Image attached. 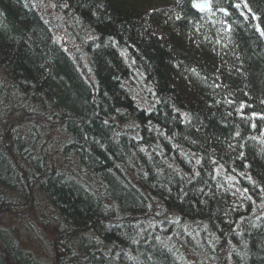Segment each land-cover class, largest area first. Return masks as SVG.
<instances>
[{"label":"trees","instance_id":"16d2710c","mask_svg":"<svg viewBox=\"0 0 264 264\" xmlns=\"http://www.w3.org/2000/svg\"><path fill=\"white\" fill-rule=\"evenodd\" d=\"M146 1L52 0L80 18L73 40L87 34L78 44L97 76L91 85L43 27L37 0H0V119L10 120L0 123V205L18 212L20 204L42 209L39 220L66 250L54 264H177L181 246L171 248L151 232L146 239L136 230L130 235L123 219L119 224L126 233L110 227L109 208L119 207L138 221L152 215L141 193L145 180L152 179L154 194L164 197L152 230L166 238L164 229L172 223L167 216H197L215 239L216 246H206L215 251V264H264V149L250 135L264 128V34L256 31H264V0H207L211 16L195 11L191 0H170L169 10L151 12L144 8ZM131 75H137L142 94L152 90L148 112L137 111L120 85ZM14 84L21 90L11 94L20 106L26 105L21 97H35L47 104V124L59 117L66 137L74 139L70 149L80 170L63 171L60 179L27 158L11 120L15 103L8 93ZM242 104L247 113L261 116L239 117ZM123 111L134 114L137 119H130L136 126L149 118L160 132L173 134L177 146L179 141L196 146L211 161L197 156L192 170L177 165L180 180L168 173L170 179L157 180L152 176L159 165L145 170L148 164L134 148L144 142L142 128L127 140L104 124ZM159 146L166 152L160 141L156 151ZM92 173L95 185L87 179ZM185 175L191 180L186 182ZM250 203L262 212L249 211ZM47 241L49 248L53 242ZM223 242L230 245L219 248ZM22 245V238L0 226V264H43Z\"/></svg>","mask_w":264,"mask_h":264},{"label":"bare ground","instance_id":"6f19581e","mask_svg":"<svg viewBox=\"0 0 264 264\" xmlns=\"http://www.w3.org/2000/svg\"><path fill=\"white\" fill-rule=\"evenodd\" d=\"M190 3L195 11L201 12L200 14L203 13L205 16H211L213 11V5L207 0H191ZM197 3L205 4L206 6L201 8L194 7V4ZM171 4L172 2L170 0H148L146 1L144 8H147L149 12L158 9H164L165 11H167L169 10L167 8H170ZM39 6L41 5L39 4L37 6V11L40 13L39 15L43 18L45 25L49 27V34L51 35V37L60 46V48L65 51V54H67L66 57L68 59H71V61H73V59L71 58L72 55L76 59L78 64H84L80 69L77 70L78 74L80 75V78L84 82H86L85 84H87L88 82L93 85L95 83L94 79L97 78L96 73L92 69L87 67V65L85 64L86 58L83 52H81L80 45L78 44V42L72 40V45L74 46V49L76 51H71L68 49L70 43H67L64 46L59 41H57L55 37V31L57 28L60 29L61 27L67 26V28H69L71 32H73V28H76L78 26V22L80 19L78 17V14L74 13L73 11L63 9V4L60 5L52 3V5H48L47 8L51 7V9H49L48 11L47 9H44ZM51 24L53 27L51 26ZM256 31L260 34L259 36L263 37L260 28H257ZM86 35V33H80L78 34V37L84 38V36ZM123 61L125 62L124 59ZM11 71L13 72V70ZM136 80L137 75H131L130 79H123L122 81H120V85H123L126 89H128L129 87L132 88L135 84H137ZM4 82L7 83L8 81ZM26 86L29 85L26 83ZM17 89L20 88L15 84L12 87H9V90H11V92L8 93V95L10 96V101L11 103H15V105H13V107L11 108V114L13 113V117L11 118V120H15V122L17 123V126L19 128V134L17 135V139L18 141H20L19 143L22 145L23 149L27 153V158L30 161L34 162V166L38 170L46 171V169H49L51 170L50 173L52 175H55L57 178L60 179H62L63 177V171L71 173L72 170H80L78 168L80 166V163L76 159V156L71 154L72 150L70 149V147L73 146L72 144L74 139L66 137L68 133L66 131L63 132V130L61 129V121L60 119H58L59 117L57 118L56 115L53 116L52 118L56 120H54L50 124H47L45 120L48 114V111H46L47 104L42 100L38 101V99L35 97L25 98V96L27 95L21 97L26 99V105L22 104V106H20L18 101L19 98L16 99L14 97L16 95L15 92H17ZM11 93H14V96ZM7 109L8 108H6L5 110ZM236 112L238 113L239 117L245 118L248 121L251 120V117L248 115V113L258 118L261 116V114L257 111H251L247 113L245 104H242ZM2 120L3 119H0V123H6L7 121H10L9 119H5L4 121ZM44 123L46 125H44ZM250 135L252 137V142L257 144L258 147L264 149V128L256 129V131H253V133ZM65 147L69 149L65 150ZM147 150L148 147H145V164H148L151 167L153 163L158 162L157 164L162 167H160L161 169H157L154 173V176L157 178V180L158 178L161 179L163 177H166L167 179L169 177L170 179V176L162 171L165 166L163 162L159 161L160 156L157 154V152L155 150ZM63 152L66 155H63ZM64 156L65 166L63 167ZM168 166L174 167L173 164H168ZM81 169L83 168L81 167ZM145 170H148V166ZM22 175L25 176V173L22 172ZM92 175L93 176L88 175V178H86L89 179V181L95 185L97 183L95 179L96 175L93 173ZM184 180L187 182L191 180V178L185 175ZM155 186H157L156 183ZM141 193L142 195H144L143 203L146 207H149L153 211L152 215L145 216L144 221H138L133 216L124 215V213L120 211L119 207H116V209L109 208V211H111L112 214V218H110L113 222L110 227L119 228L120 231L122 230L121 234H124L127 232V229L123 225L125 224L130 227L128 229V231L130 230V235L134 234V232L137 231L138 237L146 239L148 234L151 232L153 236H159V238L167 240L169 242L168 245L171 248H174V246L177 245L181 246V252L183 254L182 256L179 255L181 257L178 256L179 258L176 260L178 261L176 262L177 264H212L211 257L215 251L207 250L206 246H216V243L213 237L211 238L209 236V238L207 236L209 232V227H207L206 225L202 227L197 216H191L185 219L183 217L177 216L176 214H173L166 217V220H172V223H170L168 227L164 229L166 231L165 233H167L168 236L164 238L163 232H161L157 228H155L154 230H152L151 228V225L155 226V224H157L155 218L161 214V211L158 210V207L159 203L163 200L161 198L164 197L160 194H154L155 192L153 191L151 183L148 180H146V182L142 184ZM22 206L24 207L23 210L20 212L25 214H18L17 220L21 218L20 222H17L14 225L11 224L10 226H4V229L10 230L18 241L22 238V248L26 250L27 254L31 255L35 259H39L43 264H54L55 258H62L64 257V255H66V250L63 249L62 246L56 245L57 249L61 248L60 253H56L54 251V245L57 244V242H54L53 245L47 248V238L49 234L52 233V231L48 232V230H46L48 223L45 221H40L38 218V216L43 213L42 209L39 206L37 208H30L27 207L25 204H20V208H22ZM25 216L26 219L24 220L23 218ZM121 219L124 220L123 224H119L122 221ZM191 240H193L192 245L190 244ZM225 245L229 246L230 243L225 242L224 245L220 244L219 248H223V246ZM216 250L218 252V247H216ZM114 264L118 263L116 262ZM222 264L227 263L222 262Z\"/></svg>","mask_w":264,"mask_h":264},{"label":"rangeland","instance_id":"374dc122","mask_svg":"<svg viewBox=\"0 0 264 264\" xmlns=\"http://www.w3.org/2000/svg\"><path fill=\"white\" fill-rule=\"evenodd\" d=\"M37 1L39 2L38 4L41 5L39 7L47 9V11L49 9H51V7L50 8H47V7H48V5H52V0H37ZM42 25L44 28H46L47 32L49 33L50 32L49 27H47L45 25V23H42ZM51 26H52V24H51ZM55 37H56L57 41H59L64 46H65V44L70 43V45L68 46V49L71 51H76L74 49V46L72 45L73 44L72 40L74 37L73 32H71V30L69 28H67V26L61 27L60 29L57 28L55 31ZM78 38H77V40L75 39L74 41H77L79 43ZM80 40H81V38H80ZM71 58L74 61V62L71 61L73 63V67H75L76 69L77 68L80 69L84 65V64H78L76 59L72 55H71ZM136 81H137V84H135L134 87L128 88V91L130 93V98L133 102V106L140 113H143V111L148 112L149 110H151L152 90H150V89L143 90V94H142V91L140 88V85L142 86V84L140 83L139 80H136ZM141 82L143 83V81H141ZM25 86H26V84H25ZM7 87H8L7 85L4 86L5 89H7ZM125 111H127V110H125ZM125 111H123L122 113L119 114V118H118V116H115L116 117L115 120L113 117V119H109L105 123L104 122L103 123L105 125L110 126V129L112 131V135H114L117 138L127 139V140L134 139L136 137L138 131L140 130V128H142V130H143L142 131L143 132V134H142L143 138L142 139L144 142L143 143H136L134 148L137 152H139L141 154L140 157L144 161H146L145 153H144L145 147H148V151L149 150H155L158 142L159 141L162 142L163 146L167 148L166 152L160 146H159L160 151L159 152L156 150L155 151L160 156L159 161L163 162V164L165 166V168H163V170H162L164 173H168V174H170V176H173L174 178H179V180H180V177L183 176V173L181 172L182 170L176 171L177 165L183 166V164L181 165V163H184L185 164L184 167L185 168L189 167L186 169L189 171L190 169L191 170L194 169V166L197 164V162H198L197 156H200L201 161L204 160L203 161L204 163H206L207 161H211V159H212L211 156H208L207 158H205V155L201 151H199L196 146L188 145L184 141H179L180 145L177 146V144H176L177 138H175V136L173 134L171 136H166L165 134L160 132L161 126L156 124V123L149 124V121H146L149 118H145L144 120L140 119L141 120V122H140L141 126L134 125L133 121L130 118H136V117L134 116V114L125 113ZM112 120H113V122H112ZM118 122H119V124H118ZM131 122H132V124H131ZM168 144L171 148L176 147V146L177 147L175 149H170L167 147ZM185 148H187V149H185ZM188 149H190V151ZM188 152H190L192 154V156ZM184 153H185V156L187 159H184V157H183ZM168 155H170L172 157L168 158L167 157ZM130 160H131L130 157H127L128 163H130V165H132L133 160H131V161ZM125 162H126V160H125ZM125 162L121 167L122 168L121 172L124 171V169H125V165H126ZM157 163L158 162L153 163L150 168H154L155 166H157ZM168 164H174V167L168 166ZM64 166H65V162L63 161V167ZM147 166L149 167V165H147ZM159 167H161V166H159ZM148 174L150 176L153 175L150 170H149ZM179 174H181V175H179ZM152 177H154V175ZM212 177L214 179H216V172L213 173ZM147 180L150 181L151 185L153 186L152 179L151 180L147 179ZM43 204H44V202H43ZM25 205L27 206V204H25ZM249 206H250L249 211L255 210L257 213L262 212V210L256 204L253 207H251V203H250ZM18 214H21V213L18 211H15V210L13 211L10 208L2 207L0 205V226L1 227L10 226L11 224L14 225L17 222H20L21 218L19 220H17ZM23 219L25 220L26 216ZM48 239H50L51 243L52 242L54 243L55 237H54L53 233L49 234ZM51 245H53V244H51ZM56 245H59V246H63V245L60 242L54 245V251L59 254L61 248L57 249ZM211 263L215 264L214 260H211Z\"/></svg>","mask_w":264,"mask_h":264},{"label":"snow or ice","instance_id":"6c2138e0","mask_svg":"<svg viewBox=\"0 0 264 264\" xmlns=\"http://www.w3.org/2000/svg\"><path fill=\"white\" fill-rule=\"evenodd\" d=\"M204 6H206V5L205 4H198V3L197 4H194V7H198V8H201V7H204ZM221 11H226V10L221 9ZM262 34H264V31H262Z\"/></svg>","mask_w":264,"mask_h":264}]
</instances>
